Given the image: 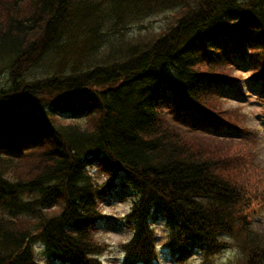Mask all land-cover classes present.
Wrapping results in <instances>:
<instances>
[{
    "label": "trees",
    "instance_id": "16d2710c",
    "mask_svg": "<svg viewBox=\"0 0 264 264\" xmlns=\"http://www.w3.org/2000/svg\"><path fill=\"white\" fill-rule=\"evenodd\" d=\"M99 5L171 14L96 64L30 78L85 24L97 30ZM236 58L264 81V0H0V264H41L35 241L45 260L104 264L97 255L108 244L93 231L117 185L136 195L118 218L132 231L119 264H154L152 219L163 221L178 262L228 246L223 235L240 229L247 242L245 210L264 194L256 134L214 92L237 87L223 71ZM253 238L242 245L245 264H264V230Z\"/></svg>",
    "mask_w": 264,
    "mask_h": 264
},
{
    "label": "rangeland",
    "instance_id": "374dc122",
    "mask_svg": "<svg viewBox=\"0 0 264 264\" xmlns=\"http://www.w3.org/2000/svg\"><path fill=\"white\" fill-rule=\"evenodd\" d=\"M95 9L100 15V20L103 21L96 24L97 30H91L93 29L92 23L85 24L83 30L78 32L76 36L71 35L73 38L71 43L65 40L45 53L40 59L41 61L34 64L26 74L30 78H40L57 66L62 71H67L68 67H84L96 64L102 61L104 53L110 48V45L115 46L116 52L120 49L123 51L124 46L127 44L138 39L142 40L144 34L157 33L171 14L169 8H153V10L149 8L144 12L126 10L122 12L118 10L117 13L110 7H106V5H99ZM96 34L98 35L95 36ZM235 61L238 63L236 67L230 70L225 65L223 71L230 77H241L237 82V87L230 84L220 85L214 89L215 97L220 100V105L224 108L236 107V112H238L236 118L241 117L246 126L253 129L257 140L254 157L259 161L264 174V81L261 83L251 79V67L240 59L236 58ZM6 80L7 76L3 72L0 73V86L5 85ZM242 113L245 114V118H243ZM203 130L210 131L206 128H203ZM213 134L214 136H212ZM210 136L214 139L221 138V141L225 142L223 132H213ZM238 139H234L233 142L228 141V144L234 143L237 146L240 143ZM89 171L96 178H101L96 167H90ZM26 196L28 194H25ZM135 199L136 195L132 190L117 185L100 207L101 211L106 213L108 217L97 223L98 227L94 230V235L98 240L109 244V248L99 254L108 264H119L123 257V252L119 250L118 244L127 241L132 231L120 225L118 218L129 211ZM245 214V222L248 224L245 228L251 229L247 242H245V234L242 233L243 229H240L235 231L234 234L223 235L225 240L230 243L228 246L213 253L195 252L196 254L185 262H177L168 255V250L164 245V239L168 231L161 219L151 220V226L155 235H157L156 241L160 264H245L242 245L254 241L253 237L256 233L264 230V194L256 196L251 201L250 206L245 210ZM243 224L244 222L241 220L240 225ZM33 251L35 259L41 264H62L51 258L45 260L42 243L39 241L33 243Z\"/></svg>",
    "mask_w": 264,
    "mask_h": 264
},
{
    "label": "bare ground",
    "instance_id": "6f19581e",
    "mask_svg": "<svg viewBox=\"0 0 264 264\" xmlns=\"http://www.w3.org/2000/svg\"><path fill=\"white\" fill-rule=\"evenodd\" d=\"M99 221H102V220H99ZM99 221H97V223H98ZM97 223H96V225H95V226H97Z\"/></svg>",
    "mask_w": 264,
    "mask_h": 264
}]
</instances>
